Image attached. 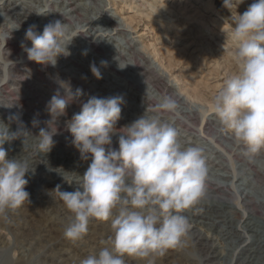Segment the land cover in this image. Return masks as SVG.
Listing matches in <instances>:
<instances>
[{
	"label": "rangeland",
	"instance_id": "obj_1",
	"mask_svg": "<svg viewBox=\"0 0 264 264\" xmlns=\"http://www.w3.org/2000/svg\"><path fill=\"white\" fill-rule=\"evenodd\" d=\"M12 1L20 4L30 0H0V4H11ZM55 1L58 0H43L42 3L33 4L35 6L33 9L36 8L40 13L44 14V17L35 18V21L24 14L9 18H12L14 22L26 21L24 24H26L27 29L30 25H36L37 34L42 35L43 28L50 22V19L60 17L66 13H73L74 11H71L72 8H76L77 13L81 12L82 16H84L85 8H90L91 11H88L90 16L88 15L89 18L86 19V22H88L81 23L85 27L82 33L76 30L75 26L71 24V20L63 21L69 34L66 41L68 43L66 50L70 53L68 57H74L76 62L80 64L90 66L94 63L100 68L102 78H105L103 80L105 81L103 82L106 85L105 87H111L116 84L126 93L122 89H116L112 90L116 92L114 95H112L113 92L105 94L104 90L102 91L101 89L99 91L97 87L91 91L88 90L84 83L79 81L78 75L74 71H64V68H61L59 63L65 57H58L56 67L50 65L42 66L35 62H30L27 59V54L20 47V35L24 37L25 34L23 33L27 29L23 33L11 36L9 31L2 28L0 29V67H6V74L3 73L4 71L0 72V82L8 90H0V106L2 105L4 108L0 107V113L7 118L18 116L26 128L30 129L29 133L33 137H25V140L29 141L35 139L34 137L39 134V130L46 127V122L51 120L46 106L57 91L60 92L61 96L65 94V89L60 87L61 82L70 87L73 93L77 89L82 90L81 100L83 102H87L93 96L108 98L122 95L125 103L123 104L124 106H121V113L123 111L126 112L127 120L124 123L118 121L116 124L117 130L130 125L131 117H136L135 120H137L145 111L146 115H153L154 113L151 109L160 102L163 95L173 96L180 105V116L174 117L169 114H162V118L173 124L180 134V139L188 142V147H204L208 168L214 161L220 162L221 160L225 164L226 170H224L227 173H225L226 177L223 178L228 180V184L225 186L226 190H223L222 194L217 190L212 192L211 195H217L220 199H226L230 202V205L226 206L228 209H226L225 213L209 216L210 220L208 221L215 223L213 230L207 231V225L202 223L201 219L196 221L193 218L194 214L191 218L186 212L182 214L187 215L186 217L189 220L192 231L195 232L194 234L202 230L205 233L212 231L210 233L219 240L221 245H217L214 249L213 257L211 258L212 262L215 264H230L233 257L231 248L239 245L245 239V237L240 239L237 234L244 229L243 226L248 220V213L253 212L263 220L264 208H262V204L240 206L237 203L236 189L233 190L231 188L234 172L232 162L229 159L231 154L227 148V145L231 144V140H229V143L225 140L216 142L215 136L218 134L216 132L218 131L217 128L219 126L217 127V125H219V122L212 110L211 100L223 86L224 80L237 71L232 61L234 45L230 39L233 23L238 15H242L252 3L258 2V0H244L242 4H239V0H233V5L230 8L224 6V0H62V2L60 0L59 3ZM96 5H99L101 9L98 12L91 9ZM2 14L10 15L11 11L9 13L8 8L5 10L1 9L0 15ZM92 16H94V19L90 22L89 20ZM26 17L29 19H26ZM15 35L17 36L15 37ZM3 39L7 40L2 45ZM25 43L28 48L32 47L30 42ZM116 47H121L122 49H120L125 51V55L120 60L114 57L111 52V49ZM125 47L128 49L126 50ZM91 52L95 54V57L89 61L86 56L90 55L88 53ZM137 54L143 61L140 60ZM107 57L109 60H106ZM135 57H138V59H135ZM130 59H134L132 60L134 62ZM101 61H106L108 66L101 68ZM123 63L131 64L124 74L120 71ZM139 66L143 67L145 74L134 71ZM89 74L92 75L91 70ZM149 76H154L155 81L150 83L147 79ZM22 77L23 79H21ZM10 88H14V91L9 90ZM98 94H101V96H98ZM178 97H183L184 100L187 99V104L179 102ZM189 105L192 106L191 110L188 108ZM80 111L79 104L74 103L67 109L66 116L59 118L56 124L57 134L52 138L54 142L53 148L62 151L75 150L80 155L72 144L73 136L67 128L68 122ZM34 120L37 122L35 127L33 126ZM2 121L5 124L9 123L8 119ZM50 127L55 131L54 126L50 125ZM15 128L17 129V123H11L10 130L13 131ZM226 133L228 132L226 131ZM118 139L119 132L112 136L113 148L117 147L118 149ZM14 142L20 143L23 142V139L18 138ZM12 145L14 144L11 141V143H6L4 146L11 147ZM238 147L240 148L238 150L240 154H234L231 157L237 171L235 183L239 185L241 182L239 188L243 190H236L240 195V199L242 200V195H245L247 191H251L250 195L254 198L256 196L260 199L264 198V181H262L264 177H261V173H264V167L260 163L261 160L264 161V152H261L258 156L251 159L253 161H250L244 156L245 149L243 146ZM211 149L213 152H211ZM242 163H249L251 169L247 166L245 167L246 173L241 171L239 165ZM33 168L42 176L41 181L52 180L56 184V180L63 176L57 170H41L38 165ZM73 180L71 175H66L64 182L60 184V191L74 192L76 184ZM254 180H257V185L253 184ZM55 189L44 191L35 176L28 177V185L25 191L30 194V203H25L21 207L22 211L19 217L13 220L12 216L9 215L7 219L0 217V235L2 234L3 239H8L9 243L12 240H17L19 243H21L20 241L28 244L32 242L33 245L30 247L28 256L23 257L24 259H19L21 255L17 252L12 253L0 249V264H49L50 262V264H54L56 261H53L59 256H66L65 259H67L60 264L70 263L75 258L78 260V264H81V261L87 258L89 254L98 253L105 246V242L113 236L111 220L104 222L92 219L89 221L88 234L84 237L85 240L83 239L75 244L67 240L63 233L68 217L62 214L56 216L45 213L47 205H51L53 202H56V204L62 203ZM244 209H246V214H244ZM45 220L46 222L50 220L47 222L46 235L44 239L37 238L35 232H37L39 227L41 228ZM262 220L259 222L264 226ZM225 230L230 231V234H225ZM219 234H222V236ZM255 239L252 242L253 246L257 245L258 237ZM1 247L2 245H0ZM48 247H50L49 250L47 249ZM65 248L72 251V253L67 254ZM204 250L197 242L196 235L188 234L184 240L183 248L169 250L162 257H150L146 260L136 258H130L129 260V257L124 259L129 264L131 262L132 264H206V253H204ZM222 253L226 255L222 256ZM256 260L254 261L257 262Z\"/></svg>",
	"mask_w": 264,
	"mask_h": 264
},
{
	"label": "clouds",
	"instance_id": "obj_2",
	"mask_svg": "<svg viewBox=\"0 0 264 264\" xmlns=\"http://www.w3.org/2000/svg\"><path fill=\"white\" fill-rule=\"evenodd\" d=\"M243 2L239 0V4ZM232 5L233 0H224L226 8ZM36 27H28L20 47L30 62L56 67L58 57L70 55L66 50V26L59 19L51 21L42 35L37 34ZM230 39L237 71L224 80L211 106L221 129L230 133L236 145L243 146L244 156L251 160L264 152V0L252 3L238 15ZM107 66L101 61V68ZM90 70L97 80L102 79L94 63ZM60 87L65 94L61 96L57 91L53 95L46 106L51 120L34 137L38 154L46 155L54 147L56 124L76 103L81 111L67 128L81 159H91L86 172L74 182V192H61L60 185L55 189L70 213L64 236L75 244L88 234L90 220L112 221L113 236L81 264H125V257L146 260L183 248L191 226L182 213L206 198L210 175L204 149L184 147L178 130L162 118V114L180 116L177 100L165 94L151 109L153 115L145 111L117 130L125 103L122 95L91 97L83 102L82 90L73 93L63 82ZM8 120V124L0 122V217L5 219L30 203L25 177L35 175L26 160L8 158L6 143L32 136L18 116ZM13 122L17 123L15 132L10 130ZM117 132L118 149L112 147V136Z\"/></svg>",
	"mask_w": 264,
	"mask_h": 264
},
{
	"label": "bare ground",
	"instance_id": "obj_3",
	"mask_svg": "<svg viewBox=\"0 0 264 264\" xmlns=\"http://www.w3.org/2000/svg\"><path fill=\"white\" fill-rule=\"evenodd\" d=\"M43 0H30V1H24V2H21L20 4H17L15 1H12L11 4L8 3V4H0V10L1 9H6L8 8L9 10V13L11 11V14L10 15H0V29L4 28L5 30L9 31L10 32V35H14V34H17V33H23L25 31L26 28V24H24V21L23 22H14L12 21V18H9V17H15L17 15H20V14H24V15H27L29 16V18H33L34 21H35V18H42L44 17V14L43 15H39V14H42L40 13L39 10H36L33 9L35 6L33 4L35 3H42ZM60 0L58 1H55L56 3H59ZM3 2V1H2ZM10 2V1H9ZM30 2V3H29ZM54 2V3H55ZM62 2V0L60 1ZM8 6V7H7ZM93 7V6H92ZM94 11L97 10H101L99 8V5H96L94 6L93 8ZM35 10V11H34ZM90 8L86 7L85 8V13L83 14L84 16H82V13L81 12H78L77 13V10L76 8H72L71 11H74L73 13H66V14H63L61 15L60 17H54L52 19H50V22L51 21H54V20H61L62 22L63 21H68L71 20V24L75 26L76 30H79L82 31L84 30L85 27H83L81 25V23L83 22H86V19L89 18V11ZM7 11V10H6ZM76 11V12H75ZM91 11V10H90ZM89 15V16H88ZM103 15V14H102ZM31 16V17H30ZM22 17V16H21ZM100 17V16H99ZM19 18V17H18ZM17 18V19H18ZM28 17H26L27 19ZM28 18V19H29ZM15 19V18H14ZM85 19V20H84ZM94 19V16H92L90 18V22L93 21ZM22 20V19H21ZM38 21V20H37ZM88 22V21H87ZM86 22V23H87ZM18 23V24H17ZM28 24V22H27ZM28 27V26H27ZM41 28V27H40ZM84 33V32H83ZM25 34V32L23 33ZM18 35V34H17ZM15 35V37L17 36ZM69 35V34H68ZM101 37V36H100ZM19 38V37H18ZM23 36L20 35V42H23ZM11 39V38H10ZM5 40L7 39H3L2 40V45L3 43L5 42ZM14 40V39H13ZM12 40V41H13ZM10 41V40H9ZM11 42V41H10ZM6 43V42H5ZM107 43V42H106ZM86 44V43H85ZM11 45V44H9ZM17 45V44H16ZM8 46V45H7ZM121 48V47H120ZM120 48L116 47L114 49H111V52L113 53V56L114 57H117L119 60L122 59V57L125 55L124 54V50H121ZM126 48V47H125ZM128 48L131 49L130 46H128ZM126 48V50L128 49ZM14 49V48H13ZM12 49V50H13ZM18 49V48H16ZM15 50V49H14ZM110 51V50H109ZM15 53V52H14ZM90 55H87L86 57H88V60H92L94 57H95V54L94 53H88ZM12 55V54H10ZM135 55V54H133ZM132 55V56H133ZM138 55V54H137ZM70 56V55H69ZM72 56V55H71ZM6 57V56H5ZM64 56H60V58ZM138 57L140 58V56L138 55ZM138 57H135V59H138ZM149 57V56H148ZM59 59V58H58ZM62 60V59H61ZM84 60V59H83ZM106 60H109V58L107 57ZM131 61L134 60V59H130ZM140 60L143 61V59L140 58ZM139 61V60H138ZM134 62V61H132ZM59 63V61H58ZM85 63V62H84ZM138 63V62H137ZM15 64V63H14ZM34 64V63H33ZM61 65V68H64V71H74L76 73V75H78V79L79 81H82L85 85V87L88 89V90H93V88H98L99 91L102 89V91L104 90L105 94L106 93H112V95H114V91L112 90H120L122 89L120 86H116V84L112 85L111 87H105V83L103 84V80H105V78H102L100 79L102 81V84H101V81L100 80H97L93 75H90L89 72H90V66L89 65H85V64H80V63H77L75 58L74 57H67V58H64L60 63ZM130 64V63H129ZM131 65V64H130ZM128 64H125L123 63L121 65V68H124V69H120L121 72H126V70H128L129 66ZM137 67V66H136ZM6 67L4 66L3 68L0 67V72L4 71L3 73L6 74ZM118 70V69H117ZM119 71V72H120ZM134 71L136 72H139L141 74H145V70L143 69V67L139 66L138 68H135ZM73 72V74H74ZM131 72V70H130ZM17 74V73H16ZM15 74V75H16ZM127 74V73H126ZM140 74V75H141ZM104 75V74H103ZM146 75H148V73H146ZM150 75V74H149ZM21 76V75H20ZM24 76V75H23ZM127 76V75H126ZM137 76V74H136ZM143 76V75H142ZM13 77V76H12ZM41 77V76H40ZM162 77V76H161ZM160 77V78H161ZM144 78V77H143ZM23 79V77L21 78ZM146 79V77H145ZM147 79L149 80L150 83H152V81H155L154 79V76H149L147 77ZM30 80V79H29ZM3 82V80H1ZM23 81V80H22ZM128 82V81H127ZM158 82V81H157ZM147 83V82H146ZM35 84V83H34ZM153 85V84H152ZM18 86V85H17ZM11 87V86H10ZM22 87V86H21ZM9 88V87H8ZM0 90H4V91H7L8 89H6L5 86H3L0 82ZM9 90H13L14 91V88H10ZM123 90V89H122ZM121 90V91H122ZM1 92V91H0ZM18 92V91H17ZM93 92V91H92ZM96 92V91H95ZM123 92H125L123 90ZM103 93V94H104ZM126 93V92H125ZM89 95V94H88ZM91 95V94H90ZM8 96V95H7ZM17 96V95H16ZM98 96H101V94H98ZM91 97V96H90ZM94 97V96H93ZM18 99V98H16ZM154 99V98H153ZM86 100V99H84ZM186 100L187 99H183V97H178V101L181 102V103H186ZM128 101V100H127ZM152 101V100H151ZM190 101V100H188ZM187 101V102H188ZM23 104V103H22ZM130 104V103H129ZM187 104V103H186ZM192 104V103H191ZM183 105V104H182ZM2 106V105H1ZM0 106V107H1ZM124 106V105H123ZM3 108V106H2ZM190 110L192 109V106L189 105L188 107ZM4 109V108H3ZM187 113V112H186ZM191 113V112H190ZM137 116V115H136ZM3 117V118H2ZM25 118V117H24ZM8 119L7 117L3 116L2 113H0V122H4L2 120H6ZM136 119L131 117V123L134 122V120ZM127 120V117H126V112L123 111V113H121V119L119 120L120 123H124V121ZM191 120V119H190ZM7 122V121H6ZM219 126V127H218ZM217 131L216 133L217 136L216 137V142H219L221 140H225V141H228L229 143V140H231V144L229 143L227 145V148L229 149V153L231 154V156H233L234 154L235 155H239L240 154V148L238 147V145H236L230 135V133H226V130H223L221 129L220 125H217ZM28 133L30 132V129L29 128H26ZM17 129L15 128L13 130V132H15ZM27 137V136H26ZM21 139H23V142H20V143H16L14 142V140L12 141V145L11 147H5V150L8 151V158L9 159H21V160H26L28 162V164L33 168L34 166L36 167V165L39 166V168L41 170H57L59 171V173L63 174V176H61V178H59L58 180H56V184L57 185H60L61 183L64 182V180L66 179V175H71L72 178L74 179L73 182H77L80 177L79 176H83V174L86 172L89 164L91 163V159H89L88 161H84L81 159L80 155L75 151V150H66V151H62V150H56V148H52L51 151L46 154V155H42L41 154H38V149H37V140L33 139V140H25V137H20ZM183 146L184 147H188V142L185 141V140H182L180 139ZM222 145V144H221ZM56 146V145H55ZM200 147V146H199ZM216 147V146H215ZM117 148V147H116ZM204 149V147H201ZM206 149V148H205ZM212 150V149H211ZM215 151V150H214ZM213 152V150L211 151ZM229 156V159L230 161L232 162V168H233V172H234V178L233 180L231 181V188L234 189H240L239 185H237V183H235V179H236V175H237V171H236V166L234 165V161L232 159V157ZM236 158V157H235ZM242 158V157H240ZM212 159V158H211ZM208 160V159H207ZM246 160V159H245ZM249 160V159H248ZM243 161V160H242ZM250 161H253V160H250ZM212 163V162H211ZM261 163V166L264 167V161H260ZM246 165V166H245ZM249 166L251 169V166L250 164H240L239 165V169H241V171L245 172L246 173V168ZM225 169V164L220 160V162H213V164L209 167V175H210V181L207 185V196L204 200H202L199 204H197L196 206H194L192 209L190 210H187L185 211L186 213H188L190 215V218L192 217V215L194 214L195 216H193V218L198 221V219H201V222L206 224L207 225V231L208 230H211L212 228H214L215 226V223L214 222H211V221H208L210 220L209 216L210 215H214V214H221V213H225L228 209L226 208V206L229 204L230 205V202L227 201L226 199H220L217 195H211L212 192L214 191H217L219 190V192H221L220 194H222V191L223 190H226L225 186L228 184V180L223 178V177H226V174L227 171L224 170ZM238 169V168H237ZM262 169V168H261ZM258 171V170H257ZM262 171V170H261ZM244 173V174H245ZM229 174V173H228ZM58 175V174H57ZM79 175V176H78ZM30 176H35L37 180H39V183H40V186L41 188L44 190V191H50V190H54L57 186L56 184H54L51 181H41L42 180V176L40 174H38L35 170V175H32L31 173H29L28 175H26L25 179L28 180V177ZM56 176V175H55ZM54 176V177H55ZM219 176V177H218ZM53 177V178H54ZM261 177L263 178L264 177V173L262 172L261 173ZM229 178H231L229 176ZM228 178V179H229ZM239 179V178H238ZM244 179V178H242ZM247 179V178H246ZM30 180V179H29ZM239 181V180H238ZM242 181V180H241ZM251 181V180H250ZM257 181V180H256ZM256 181L254 180L253 184L254 185H257L258 183H256ZM262 181H264V179H262ZM252 182V181H251ZM242 184H244V182H242ZM253 185V186H254ZM61 187V186H60ZM75 189H77V185L74 186ZM228 188V187H227ZM258 188V186H257ZM74 189V191H75ZM244 189V188H243ZM253 189V187H252ZM235 190V196L237 198V203L238 205L242 206V205H246V206H251V205H255V204H262L264 208V198H259V197H253L252 195H250L251 191H247V193L245 195H242V200L240 199V195L237 193V191ZM241 190V189H240ZM251 190V189H250ZM255 190V189H254ZM253 190V192H255ZM62 191V190H61ZM243 191V190H241ZM240 192V191H239ZM43 193V192H41ZM218 194V193H216ZM43 196V195H42ZM52 196V195H51ZM231 196H233L231 194ZM49 197V196H48ZM222 197V196H221ZM228 197V196H227ZM229 198V197H228ZM227 198V199H228ZM48 199V198H47ZM50 199V198H49ZM230 199V198H229ZM228 199V200H229ZM42 200V199H41ZM40 200V201H41ZM44 202V201H43ZM49 202V201H48ZM52 202V201H51ZM60 202V201H59ZM47 203V202H46ZM30 205V204H29ZM39 205V204H38ZM46 205V204H45ZM228 205V206H229ZM30 207V206H28ZM34 207V206H33ZM38 207V206H37ZM245 208V207H244ZM251 208V207H250ZM258 208V207H257ZM23 209V208H22ZM29 209V208H28ZM43 209V208H42ZM38 210V209H37ZM46 212L47 214L49 215H56V216H59V215H64V216H67L69 217L70 216V213L67 211V209L65 208V206L63 205V203H57L56 202L52 203L51 205H47L46 206ZM21 208L19 210H17L16 212H13V213H9V216H12V220L16 217H19L20 213H21ZM30 211V210H29ZM249 211V210H248ZM247 211V212H248ZM253 211V210H252ZM35 212V211H34ZM32 213V212H31ZM36 213V212H35ZM43 213V212H42ZM33 214V213H32ZM244 214H246V209H244ZM38 215V214H37ZM264 215V214H262ZM187 216V215H186ZM216 216V215H215ZM232 216V215H231ZM36 217V216H35ZM204 218V220H203ZM10 219V218H9ZM35 219V218H34ZM37 219V218H36ZM222 219V218H221ZM247 221L245 223V225L243 226L244 229L242 230L241 233L237 234V236L241 239L242 237H245V239L242 241V243H240L239 245L237 246H234L231 248V250L233 251V257L231 259V262L230 264H264V229L261 224H260V219L258 216H256V214H254L253 212H249L248 213V216H247ZM259 219V220H258ZM47 220V219H46ZM46 220L44 221V223L42 224L41 228L39 227L37 229V232H35L37 234V238H43L44 239V236L46 235V226H48V223L50 220H48L46 222ZM66 220V219H64ZM191 220V219H190ZM203 220V221H202ZM195 221V222H196ZM213 221V220H212ZM263 223H264V218H263ZM224 222V221H223ZM38 223V222H37ZM67 223H68V218H67V222H66V226H67ZM13 225V224H12ZM195 225V224H194ZM191 226V225H190ZM239 226H242V225H239ZM58 227V226H57ZM199 227V226H197ZM200 228V227H199ZM203 228V227H202ZM219 229V228H218ZM217 229V230H218ZM36 230V229H35ZM202 230V229H201ZM213 230V229H212ZM223 231V230H222ZM225 234H228L230 231H227L225 230ZM212 232V231H210ZM205 233L203 232V230L201 232H198L197 234H194L195 232L192 231V227L190 228V231H189V235H196V239H197V242L201 245V247L203 249H205L204 253H206L205 255V259H206V264H215L214 262H212L211 258L213 257L212 256V253L214 252V249L216 248L217 245H221L219 243V240L217 238H214V235L211 234V233ZM59 234V233H58ZM230 234V233H229ZM2 235V234H1ZM0 235V245H2V247L0 248L1 250H7L9 252H17L19 255V259L23 258V257H27L28 256V252L30 251V247L31 245H33L32 242H29L28 243H23L22 241H20L21 243L17 242V240H12L10 243L6 240V239H3L2 236ZM49 235V234H48ZM47 235V236H48ZM64 235V233H63ZM89 235H91L89 233ZM220 236H222V234H219ZM59 236V235H58ZM226 236V235H225ZM90 237V236H89ZM256 237H258V241H257V245L253 246L252 245V242L255 241ZM84 239V238H83ZM46 240V239H45ZM85 240V239H84ZM82 241V240H81ZM80 241V242H81ZM196 241V240H195ZM38 242V241H37ZM44 242V241H43ZM194 242V241H193ZM52 243V242H51ZM35 244V243H34ZM29 245V246H28ZM41 246V245H40ZM51 246V245H50ZM54 246V245H53ZM84 246V245H83ZM87 246V245H86ZM224 246V244H223ZM196 247V246H195ZM18 248V249H17ZM50 247H48L47 249L49 250ZM55 248V246H54ZM64 248V247H63ZM62 248V249H63ZM17 249V250H16ZM57 249V248H56ZM83 249V248H82ZM55 250V249H54ZM66 252L67 254H70V252L72 253V251L66 249ZM198 250V249H197ZM200 250V249H199ZM80 251V250H79ZM64 252V251H63ZM84 252V251H83ZM14 253V254H15ZM203 253V254H204ZM41 254V253H40ZM49 254V253H48ZM56 254V253H55ZM81 254V253H80ZM86 254V253H85ZM52 255V254H50ZM59 255V254H58ZM66 255V254H65ZM74 255V254H73ZM223 255H226L225 253L223 254L222 253V256ZM53 256V255H52ZM2 257V256H1ZM66 257V256H65ZM65 257L63 256H59V257H56V259L53 261L55 262L54 264H60L62 262H65ZM71 257V256H69ZM78 257V256H77ZM12 258V257H11ZM15 258V257H14ZM49 258V256H48ZM83 258V256H82ZM181 258V257H180ZM243 258V259H242ZM24 259V258H23ZM41 259V258H40ZM47 259V258H46ZM45 259V260H46ZM257 259V260H256ZM44 260V259H43ZM128 260V258H127ZM130 260V258H129ZM224 260V259H223ZM254 260H256L257 262H255ZM14 261V260H13ZM50 261V260H49ZM70 261V260H69ZM254 261V262H253ZM23 262V261H22ZM21 262V263H22ZM42 262V261H41ZM40 262V263H41ZM139 262V261H138ZM204 262V261H203ZM47 263V262H46ZM51 263V262H50ZM49 263V264H50ZM126 264H129L128 262H125ZM166 263V262H165ZM18 264V263H17ZM67 264H78V260L75 258V259H72L70 261V263H67ZM132 264V262H131ZM134 264V263H133ZM169 264V263H168Z\"/></svg>",
	"mask_w": 264,
	"mask_h": 264
}]
</instances>
